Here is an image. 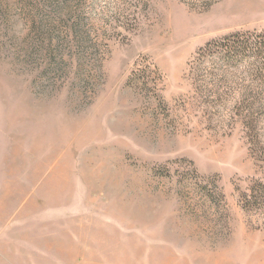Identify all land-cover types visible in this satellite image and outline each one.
<instances>
[{
    "label": "rangeland",
    "instance_id": "rangeland-1",
    "mask_svg": "<svg viewBox=\"0 0 264 264\" xmlns=\"http://www.w3.org/2000/svg\"><path fill=\"white\" fill-rule=\"evenodd\" d=\"M244 32L264 0H0V264H264V83L198 53Z\"/></svg>",
    "mask_w": 264,
    "mask_h": 264
},
{
    "label": "trees",
    "instance_id": "trees-1",
    "mask_svg": "<svg viewBox=\"0 0 264 264\" xmlns=\"http://www.w3.org/2000/svg\"><path fill=\"white\" fill-rule=\"evenodd\" d=\"M77 50L81 52L82 47L79 46ZM198 53L200 57H216L221 63L245 68L246 73L264 83V35L262 34L235 33L217 42L207 44ZM136 77L140 79L142 76L136 75ZM251 118V116L248 117L246 124L252 132H255L256 129L252 124L255 120ZM249 120L250 122H248ZM252 134L254 139L258 138L257 132ZM245 206L257 210L264 209V182L256 183L255 187L246 195Z\"/></svg>",
    "mask_w": 264,
    "mask_h": 264
}]
</instances>
